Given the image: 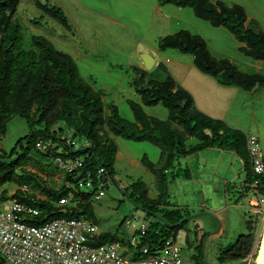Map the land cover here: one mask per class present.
I'll use <instances>...</instances> for the list:
<instances>
[{"label":"rangeland","instance_id":"rangeland-1","mask_svg":"<svg viewBox=\"0 0 264 264\" xmlns=\"http://www.w3.org/2000/svg\"><path fill=\"white\" fill-rule=\"evenodd\" d=\"M37 1L20 0L17 14L13 19L22 27L23 49L30 50L33 36H44L58 52L71 55L77 63L81 76L96 91L104 95L105 119L110 116L112 108L116 107L121 118L134 122L128 101L141 104L140 97L132 86L133 81L137 78L133 70L134 66L140 63L142 54L152 55L153 51H161L164 63L158 64L151 71H146L144 85L150 80L163 81L167 76H174L186 91L193 92L199 106L198 109L205 105V102L210 98L209 94H211V99H213L212 96H215L219 98L218 100L224 102L227 100L225 106L232 107L230 115L237 114V126L241 127L246 135H253L258 139L264 157V108L262 111H256L255 114L242 112V109L249 111L259 105L264 107V99L260 98L255 103L249 98L242 101L236 95H231V92H228L229 95H223L222 91L227 92L226 88L221 84H215L214 77L200 72L193 65L192 55H185L186 60H182L177 58L182 55L178 50L163 51L160 49L162 39L179 30V26H183L173 16L171 12L173 6L162 5V0L159 2L158 0H40L64 13L68 25L71 27L68 30L59 21L39 10ZM211 1H224V3L228 1L226 4L232 7L234 6L232 2L236 0ZM247 1L239 0L240 3ZM257 2L264 14V0H257ZM160 6L164 8L165 15L159 13L157 8ZM181 11H183L180 14L184 22L191 21V24L193 22L196 26H204L203 30L198 32L205 33L210 46L209 50L211 49L215 58L228 59L244 73L264 74L263 66L258 69L257 61L239 51L240 43L226 28L212 27L208 22L198 19L189 7L185 10L182 8ZM257 17V30L264 32V16L261 17L258 14ZM38 20L41 21L39 25L34 23ZM168 20L172 22L168 23ZM205 27L210 30L209 33ZM188 28L193 33L196 30V27L188 26ZM156 58L154 57L158 61L159 57ZM168 58L173 61L166 62L165 60ZM186 64L192 65L193 68L188 69ZM230 103L233 104L230 105ZM143 108L150 118L161 121H167L169 118V111L162 104L155 107L143 105ZM236 110L241 111L235 113ZM104 125L107 126L106 122ZM29 135L30 127L27 120L13 117L10 119L6 133L0 138V153L9 155L12 150L20 149V146L25 147ZM111 137L122 153V157L114 162L118 183L109 187L106 195L99 201L95 200L91 204L77 208V213L86 215V212H90V214H94L100 235L118 233L127 241L131 239L133 233V230L127 229L123 223L127 220H133L136 226L139 221L146 220L147 223L152 224V233L161 230L163 223L159 222L156 227L153 218L138 208L130 200V196H132L131 186L139 184L149 198H158L160 192L157 174H151L146 163L143 164L141 161L148 160L156 168L161 155H163L162 150L149 142L139 143L113 135ZM78 139L81 141L80 138ZM198 143L197 138L187 139L186 148L194 147ZM128 157L141 163L132 165L128 161ZM239 158V156L222 150H216V152L212 150L201 154V166L203 167L207 160L208 168L213 167L212 171H218L219 177L208 175L204 182H194L196 180L194 176L195 180H192L187 187L191 197L180 200L181 204L198 203L203 205L202 211H180L184 220L193 217L186 222L179 233L180 243L184 246L182 253L184 264H231L228 260L222 263L219 258L225 257L228 248L235 245L242 236H246L248 233L253 235L254 245L246 260H257L258 262L264 239V217L262 215L252 217L253 213L249 212L250 209L244 214L243 210L249 205L247 200L243 201L239 207L232 205L235 199L232 189L240 186L243 178V176L240 178L237 176L242 164ZM31 159L24 168L17 172L19 176L24 175V172L32 175V181L27 184L31 190L33 189L32 184L36 182L43 186L46 184L50 189L60 190L67 177L54 167L53 160L35 151L32 153ZM230 163H233L232 168H230ZM228 171H230L229 178H235L232 179L233 181L228 179L230 184L226 188L223 180H225ZM172 179L174 177H170L168 183ZM7 189L10 191L8 197H13L11 193L16 191L15 184H7ZM192 197L193 199H191ZM247 197L251 198V195ZM168 202L173 204L178 201H175L171 194ZM151 212L160 216L156 209L152 208ZM244 215L247 219L246 222L251 224L250 231H248ZM167 219L175 223V219L170 217ZM127 241L125 246L128 247ZM131 252L134 251L131 249Z\"/></svg>","mask_w":264,"mask_h":264},{"label":"trees","instance_id":"trees-1","mask_svg":"<svg viewBox=\"0 0 264 264\" xmlns=\"http://www.w3.org/2000/svg\"><path fill=\"white\" fill-rule=\"evenodd\" d=\"M19 1L0 0V138L6 133L13 117L27 120L30 135L25 147L14 149L9 155L0 153V186L10 183L22 186L32 181V175L24 172V175L19 176L18 170L32 160L31 155L34 151L37 152L35 146L38 137H51L52 141L61 144L55 134L49 136L56 125L61 124L59 133H64L62 131L66 128L74 131L75 138H84L91 142V148L73 152V156L90 154L87 169L96 174L99 166L106 168L114 183H117L114 170L117 145L111 135L133 142H149L162 150L165 164L154 172L159 182L158 198L156 200L149 198L139 184L131 186L130 200L147 216L153 218L156 227L159 222L163 223V228L154 233L151 232L150 224L149 230L140 239V248L148 247L151 250L161 248L168 238L176 237L186 225L187 221L183 219L180 211L160 210L167 200L168 179L173 176L172 174H177L175 170L173 171V164L178 152L182 157L206 149L232 152L241 158L245 170L244 181L234 204L250 195L253 191L252 185L256 181L259 182L257 189L264 195V178L253 172L246 146L247 135L199 112L193 96L179 87L171 76H167L163 81L150 80L144 85L147 72L138 68L133 69L137 78L132 86L141 97L142 105L155 107L162 104L169 111L167 121L150 118L141 104L131 100L128 104L134 122L121 118L116 107L112 108L110 116L105 119L101 93L81 76L71 55L58 52L44 36H33L30 50L23 49L22 27L13 21ZM161 4L191 8L198 19L208 22L215 28H226L243 45L239 49L242 54L255 61H264V32L257 30L255 21L248 22L246 10L242 6L230 7L222 1L211 0H162ZM37 7L68 30L71 29L61 10L40 0L37 1ZM34 23L39 25L41 21ZM159 47L163 51L178 50L182 54L192 55L195 67L203 74L216 78L223 86H237L245 91L264 87L263 74L244 73L229 60H217L211 55L206 41L188 31L183 30L163 38ZM187 137H196L200 143L188 149L185 144ZM41 155L52 160L48 155ZM143 161L150 168H154L148 160ZM69 181L71 180L67 178L58 191L36 182L32 184L31 195L24 197L19 191L15 197L24 205L41 212L39 217H34V223L37 225L57 218L81 217L90 218L96 223L94 214L86 212V216L76 211L77 208L94 201L91 194H79L82 199L77 205H58L60 197L69 193L66 186ZM76 184L74 182V186ZM124 194L126 195L125 192ZM152 208L159 213V218H155L151 212ZM167 217L175 219V223L170 222ZM246 223L250 231L251 224ZM114 241L126 244L127 240L118 233H103L97 238L94 246ZM253 245L254 237L248 233L235 245L230 246L225 257L219 258V261L242 262L251 254Z\"/></svg>","mask_w":264,"mask_h":264},{"label":"built area","instance_id":"built-area-1","mask_svg":"<svg viewBox=\"0 0 264 264\" xmlns=\"http://www.w3.org/2000/svg\"><path fill=\"white\" fill-rule=\"evenodd\" d=\"M59 131L60 128H54L49 136L55 134L61 144L51 137L40 136L35 146L37 152L48 155L54 167L71 180L66 183L69 193L60 197L58 205H77L82 199L79 194H91L92 200L99 201L115 185L113 179L102 166L96 174L87 169L90 154L73 156V152L91 148L90 141L84 138L79 141L74 132L70 135V130ZM246 146L254 174L264 178V157L258 139L247 135ZM258 185V181L252 185L249 198L252 217H264V195L257 189ZM15 188L13 197L9 198L6 186H0V264H184L179 234L168 238L161 248H140V239L149 230L150 223L142 220L136 226L133 220H127L126 228L133 230L128 247L120 241L94 246L100 234L92 219L57 218L37 225L34 217H39L41 212L15 197L19 191L24 197L31 195V188L27 185H15Z\"/></svg>","mask_w":264,"mask_h":264},{"label":"crops","instance_id":"crops-1","mask_svg":"<svg viewBox=\"0 0 264 264\" xmlns=\"http://www.w3.org/2000/svg\"><path fill=\"white\" fill-rule=\"evenodd\" d=\"M159 1H161V0H158V2ZM225 2L228 3V1H225ZM232 3H233L232 5L238 4V5L242 6V7H244V9L246 10L247 16H248V22H252V21H255L256 22V21H258V17H257L258 14L261 17L264 16V14H263V12H262V10H261V8H260L259 3L257 2V0H253V1L252 0H248L245 3H240L239 0H236L235 2H232ZM171 6H173V5H171ZM157 9L159 10V13H162V14L165 15L164 8H162V6L158 7ZM181 9L182 8L176 7V6H173V8L171 9V12L173 13V16L175 17V19L177 18V21H180L182 23V25H183V26H179L180 27V28H178L179 30H176V32L173 33V34H176V33L180 32V31H183V30L184 31H188V32H190L193 35H197V36L202 37L206 41L207 45L209 46L208 38H206L205 33L203 34L201 32H198V31H202L203 28H204V26H196V24L193 23V22L191 24V21H189L188 23L187 22H184L183 17L180 14L181 12H183V11H181ZM184 10H185V8H184ZM169 22H172V21L168 20V23ZM188 26H190V27H196L195 32L194 33L191 32V30L188 28ZM205 29L209 30L207 27H205ZM209 32H210V30L208 31V33ZM211 33H213V32H211ZM216 33H218V32H216ZM241 46H243V45L240 44L239 47H241ZM209 48H210V46L208 47V49ZM209 51H210V53L212 55L211 49ZM161 54H162L161 51L160 52H158V51H156V52L153 51L152 52V55L155 58L156 57H159L158 58V61L155 60L156 61L155 67L158 64L160 65V64H163L164 63L163 62L164 61L163 60L164 58H163V56H161ZM185 55H187V54H184V55L182 54L180 57H177V58L182 59V60H186ZM191 59H192V62H193V59H194L193 56H191ZM217 60H226V59H217ZM165 61L166 62H172L173 59L168 58ZM159 62H161V63H159ZM257 62H258V64H257L258 65L257 66L258 69H260L261 66L264 67V61H257ZM187 63H188V61H187ZM186 66H187L188 69H192L193 68L192 65H189V64H186ZM134 68H138L140 70H145L142 61H140V63H137L134 66ZM237 68L239 69V67H237ZM171 75H173V74H171ZM172 77L176 81L177 85L179 87L183 88L182 87V84L180 82H178L174 76H172ZM213 81H214L215 84H220L216 78H213ZM223 87L226 88V90H227V92L222 91L223 95H229L228 92H231V95L232 94L233 95H236L242 101H245V99H247V98L251 99L253 102L258 101L260 98L261 99H264V87H257V88H255L252 91H245V90L242 91V89L239 88V87H237V86H223ZM189 91L193 95V92L191 90H189ZM242 92H245V93H242ZM101 96L104 99V95L102 93H101ZM209 96H210V98L205 102V105L202 108H200V109H198L199 106L197 105V100H196V98L194 96V101H195V107H196V109L199 112L207 115L208 117H210V118L212 117V119L220 120V121L224 122L227 125V127L230 128V129L238 130V131L243 132L241 130V127H238L237 126V122H236L237 121V116H236L237 114H235V116L230 115V112H231V108L232 107L231 106H229V107H226L225 106L227 100H226V102H224L223 100H218L219 98H216L215 96H212L213 99H211V94H209ZM140 100H141V97H140ZM103 102H104V100H103ZM231 104H233V103H230V105ZM141 105H142V101H141ZM263 108H264L263 105H261V106L259 105V106H257V108H255L253 110H249V111L248 110L243 111V109H242V112H248V113L255 114L256 111L257 112L262 111ZM239 111H241V110H236L235 113H238ZM58 128H61V124H58V126L55 127V130L58 129ZM65 131H68V129L64 128V130L62 132H65ZM179 131L180 132H183L182 129H179ZM69 132H70V134H72L74 131L73 130H70ZM187 139H196V137H187ZM199 143H200V141H199ZM185 144H186V142H185ZM212 150H214L216 152V150H219V149H206V150H204L202 152L196 153L194 155L186 156V157L180 156L179 155V152L176 154L175 162L173 164V166H174L173 171L175 170L177 174H172L173 176H171V178L174 177V179H172V181H170V183H168V187H167V200L160 207V210H162V211L177 210V211H186V212L189 211V210H192V211H202L203 210V205H201V204L196 203V204H193V205H186V204H181L180 203V200L185 199V198L186 199H189L191 197L190 192L187 191V187L190 185L189 183H191L192 180L193 181L195 180V178H196V180L194 182H199V181L204 182L208 175H213V176L215 175V177H219V174L217 173L218 171H212V168L213 167H211L210 169L208 168L209 167V163H208L207 160H205L204 166L203 167L201 166V164H202L201 161H200L201 154L204 153V152H207V151H212ZM223 152L232 153V152H229V151H223ZM232 154H234V153H232ZM234 155L237 156L236 154H234ZM120 157H122V153H121V151L118 150V147H117V153H116L115 160L118 159V158H120ZM233 158L235 159L236 157H233ZM239 159L241 160V158H239ZM128 161L132 165H138L141 162L143 164H145L143 160L141 162L140 161L136 162L134 159L129 158V157H128ZM164 164H165V155H161L160 160L158 161V165L156 164L157 165L156 168L155 167L154 168H150L149 166H147V165L146 166L148 168V171L151 174H154V172L160 170L164 166ZM232 166H233V163H230V168H232ZM239 169H240V173H237V176H238V178H240V177L243 176V178H242V183L240 184V186L233 187V189H232V193H233V195H235V197L239 195L240 189H241V185L243 184L244 177H245V170H244V163H243V161H242V164L239 167ZM200 171H201V173H200ZM226 173H228V174L226 175V177L224 178L225 180H223V181H224L225 186L227 188V186L230 184V182H229L230 180H228V179H231V181H233L235 177L234 178H229L230 171H228ZM190 174H191V177H190ZM194 176H195V178H194ZM116 181H117V177H116ZM117 183H118V181H117ZM117 183H115V185H117ZM10 184H13V183H10ZM5 186H6V189H7V184ZM7 190L9 191V189H7ZM224 192H225V190H224ZM9 193H10V191H9ZM11 194H13V193H11ZM169 194L170 195L172 194L173 197H174V200L175 201H178V202L177 203H173V204H169L170 203V202H168V199L170 198V195ZM156 199L157 198H153V200H156ZM191 199H193V197ZM246 200L248 201V204H249V198L248 197H245L238 204H236V205L235 204H232V205H234L235 207H239V206H241L240 204L243 201H246ZM191 201H193V200H191ZM248 209H249V205H248V208L246 207L243 210V213L246 214V211H248ZM244 220H245V222L247 221V219L245 218V215H244Z\"/></svg>","mask_w":264,"mask_h":264},{"label":"water","instance_id":"water-1","mask_svg":"<svg viewBox=\"0 0 264 264\" xmlns=\"http://www.w3.org/2000/svg\"><path fill=\"white\" fill-rule=\"evenodd\" d=\"M140 59L144 65V68L146 71H151L155 67L156 61L152 55L144 53L141 55ZM154 216H155V218H159L157 215H154ZM192 218L193 217H190V218L186 219V221H189ZM231 264H257V260L256 261L246 260V261H242V262H238V263H231ZM261 264H264V244H263V254H262V263Z\"/></svg>","mask_w":264,"mask_h":264},{"label":"bare ground","instance_id":"bare-ground-1","mask_svg":"<svg viewBox=\"0 0 264 264\" xmlns=\"http://www.w3.org/2000/svg\"><path fill=\"white\" fill-rule=\"evenodd\" d=\"M263 244H264V239H263ZM263 244H262V248H261V251H260V255H259L257 264H261L262 263Z\"/></svg>","mask_w":264,"mask_h":264}]
</instances>
